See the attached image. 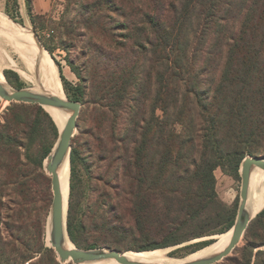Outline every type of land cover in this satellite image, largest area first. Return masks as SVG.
<instances>
[{
  "label": "trees",
  "instance_id": "obj_1",
  "mask_svg": "<svg viewBox=\"0 0 264 264\" xmlns=\"http://www.w3.org/2000/svg\"><path fill=\"white\" fill-rule=\"evenodd\" d=\"M25 4L79 80L60 73L82 104L69 157L73 244L143 251L228 231L235 206L207 209L216 168L238 178L245 156L264 155V0H64L48 22ZM1 117L0 264H60L46 246L44 169L57 126L37 104L12 102ZM220 264H264V208Z\"/></svg>",
  "mask_w": 264,
  "mask_h": 264
},
{
  "label": "water",
  "instance_id": "obj_2",
  "mask_svg": "<svg viewBox=\"0 0 264 264\" xmlns=\"http://www.w3.org/2000/svg\"><path fill=\"white\" fill-rule=\"evenodd\" d=\"M0 99L8 103H27V104H37L43 109L45 107H54L64 111H71L70 117L64 123L61 130L58 129L57 140L51 150L47 155L44 164V169L46 173L50 176L51 184V202L48 210L47 217H49L50 228L48 231V244L46 246L53 249L57 260L60 264H81L89 262H97L106 259H114L119 264H145L139 261H134L127 258L124 254L125 251H121L110 247H97L83 249L76 247L70 240L67 233V208L68 199L66 204L65 215L63 213V201L61 197L59 179L57 176V168L65 158L70 157L71 151V141L74 135L77 133V119L82 107L80 101L69 99L65 93L64 98L49 95L41 91H35L30 88H13L6 87L0 83ZM45 110V109H44ZM51 117V116H50ZM253 168H259L264 172V155H247L245 156L239 166V175L241 178V187L239 193V204L237 208L236 217L234 223L231 227L232 236L228 247L217 254L197 258L194 260L186 261L180 264H217L221 260L229 256L235 247L239 244L240 240L243 239L247 227L249 226L252 219L256 214L261 211L260 209L254 216H250L245 210V206L248 198V188L250 174ZM69 197V193H68ZM210 236H204L197 239H209ZM65 237L73 245L72 248H66L64 246ZM186 243V242H185ZM184 244V243H182ZM179 244V245H182ZM209 244L202 246L203 248ZM178 246V245H175ZM175 246H169L170 248ZM163 247V248H169ZM159 249V248H158ZM133 251V250H131ZM147 251V250H143ZM140 252V251H134Z\"/></svg>",
  "mask_w": 264,
  "mask_h": 264
},
{
  "label": "rangeland",
  "instance_id": "obj_3",
  "mask_svg": "<svg viewBox=\"0 0 264 264\" xmlns=\"http://www.w3.org/2000/svg\"><path fill=\"white\" fill-rule=\"evenodd\" d=\"M31 9L33 14L42 15L47 22L48 19L58 21L64 9V0H31ZM0 17L2 19L0 21V75L2 76V78L4 76L7 83L13 88L34 89L40 86V83L38 81L40 69H39V63H37V59L39 56V52H41L43 56H45V58L49 62H51L48 64L54 67V69L57 71L58 76L60 78V89L62 94L64 95L65 93V95L69 99H71V97H69V95L71 96V94H68L65 91L63 84H61L62 81H61L60 73L67 81L71 83L73 87L77 85L79 80L75 76V74L71 72L69 66L67 65L64 59L66 53L60 48V44L57 43V38H52V33L49 32L47 29L40 31L38 28H35L34 25L31 23L30 18L28 16L25 0H17V6H15V4L13 3V0H0ZM4 27L9 29V34L7 30L4 31L5 30ZM32 39H33V48L37 50V55L34 59V63L30 65L33 68V71L29 72L28 69H26L27 67L23 64L24 61L21 59L20 53L17 51L16 42L20 46L25 47L28 44V46L30 47L32 45L31 42ZM44 45L45 46L49 45L50 47H53L52 53L47 51ZM44 50L47 51L49 56L46 54ZM9 60L13 61L14 63H8ZM10 64L11 65L17 64V66L19 68L21 67L20 69L25 72V75L19 73L14 68H9ZM5 71H12L16 74V76L14 74L5 75L4 73ZM7 106L8 103H6V105H3V101L0 99V119H2L1 116ZM157 114H160V112L158 111ZM180 130H181L180 125L175 124L174 125L175 133L176 134L180 133ZM214 175L216 178L217 198L215 199L214 202L210 204L207 211L215 207L218 203L222 202L226 205L233 204V206H235L236 208V213H237V208L240 200L239 199V193L241 187L240 175L238 176V178H235L231 175L225 174L220 168H216L214 170ZM69 181H70V164H69L68 190H69ZM67 196H68V192H67ZM262 208H264V204L260 209ZM217 236L219 235L213 236V238H209L205 240L195 239L192 241H188L182 245L173 247L169 251L168 249H166L168 252L164 253V255L162 254V256L166 257L167 259H175L178 257H182L188 254L190 250L194 248H196L197 250L200 249L199 246H197L198 243L202 241H212ZM47 237H46V243L48 244ZM242 244H243V239L240 240L239 244L235 248L240 247ZM223 261L224 259L218 262L217 264H220Z\"/></svg>",
  "mask_w": 264,
  "mask_h": 264
},
{
  "label": "bare ground",
  "instance_id": "obj_4",
  "mask_svg": "<svg viewBox=\"0 0 264 264\" xmlns=\"http://www.w3.org/2000/svg\"><path fill=\"white\" fill-rule=\"evenodd\" d=\"M0 17V21H1ZM5 30H9L4 27ZM23 51V57L25 59L26 52L33 55V51H28L27 48L21 47ZM28 69L29 72L33 71V68L30 66V63H23ZM9 68H14L16 71L25 75V72L22 71L17 64L16 65H9ZM39 83L40 86L34 88L35 91H41L49 95L57 96L60 98H64V95L60 89V78L58 76L57 71L54 67L50 66L47 62L41 60L39 62ZM24 70V69H23ZM4 75V74H3ZM22 75V76H23ZM5 79V77L3 76ZM0 75V83L6 87H10L7 83L6 79L4 80ZM64 93V92H63ZM3 105H6L4 102ZM45 111L51 116L52 120L57 126V129L61 130L64 123L71 115V111H64L54 107H45ZM47 161H44V164ZM57 176L59 179V187L61 192V197L63 201V213L65 215L66 211V204H67V192L68 190V178H69V162L68 158H65L64 161L57 168ZM264 204V172L259 168H253L250 174L249 179V188H248V198L247 203L245 206V210L249 213L250 216H254L257 211L263 206ZM50 228V221L49 217L46 218V237L48 236V231ZM218 235V234H215ZM212 235L210 238H213ZM232 236V229L230 228L225 233L217 236L214 240H212L209 245L205 246L204 248H200L197 251L190 252L182 257H178L175 259H167L166 257L162 256L164 253L168 252L172 248H159L154 250H147V251H140V252H131L125 251V256L131 260L139 261L145 264H180L186 261L194 260L197 258L205 257L214 255L224 251L231 240ZM49 240V236L47 237ZM201 240V239H199ZM64 246L66 248H72L73 245L70 241L65 237ZM168 249V251L166 250ZM171 257V256H170ZM81 264H119L114 259H106L97 262H89V263H81Z\"/></svg>",
  "mask_w": 264,
  "mask_h": 264
},
{
  "label": "crops",
  "instance_id": "obj_5",
  "mask_svg": "<svg viewBox=\"0 0 264 264\" xmlns=\"http://www.w3.org/2000/svg\"><path fill=\"white\" fill-rule=\"evenodd\" d=\"M8 29V28H7ZM7 32H8V34H9V30H7ZM32 45L29 47L28 46V44L24 47V48H27L28 49V51H33V55L30 53H28V52H26V55H25V59H24V57H23V51H22V48L21 47H23V46H20L17 42H16V46H17V51L20 53V55H21V59L24 61V63H30V65L32 64V63H34V59H35V57H36V55H37V50H35L34 48H33V39H32ZM45 51V50H44ZM36 53V54H35ZM41 60H43V61H45V62H47V63H51V62H49L46 58H45V56H43V54L41 53V52H39V56H38V59H37V63H39ZM8 63H14L13 61H11V60H9V62ZM12 65H16V64H12ZM20 73V72H19Z\"/></svg>",
  "mask_w": 264,
  "mask_h": 264
}]
</instances>
